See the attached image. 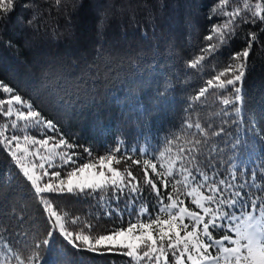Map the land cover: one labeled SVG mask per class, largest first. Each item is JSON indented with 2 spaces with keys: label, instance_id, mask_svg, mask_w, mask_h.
Returning <instances> with one entry per match:
<instances>
[{
  "label": "trees",
  "instance_id": "1",
  "mask_svg": "<svg viewBox=\"0 0 264 264\" xmlns=\"http://www.w3.org/2000/svg\"><path fill=\"white\" fill-rule=\"evenodd\" d=\"M13 2L12 10L0 12V82L22 98L21 104L13 101L12 110L27 116V106L32 105L45 121L56 124L57 131L36 125V118L25 120L15 113L6 116V101L12 94L4 93L2 88L0 130L5 135L19 136L18 142L27 143L29 147L24 149L28 151L34 144L24 141L26 136L31 141L52 137L48 145H36L37 152L46 159L34 160L51 164L52 171L64 173L76 166L65 167L61 156L71 155L80 164L94 163L95 169L100 157L111 156V166L127 185L118 204L114 197L119 194L111 188L93 195L54 197L62 222L70 231L95 238L141 218L166 219L160 209L171 202L169 196L197 211L186 193L196 181L184 179V169H191L199 180L197 167L210 177L221 175L237 189L244 185L246 204L223 210L259 216V207L264 204V22L241 20L252 18L246 3L252 10L261 4L264 15V0ZM236 9L240 16L230 18L226 14ZM230 19L236 23L229 24ZM253 32L258 39L252 43L246 75L239 85L242 101L225 116L223 93L215 84L208 87L207 80L214 78L233 53L251 43L248 37ZM221 33L225 34L224 40L220 39ZM209 35L212 41L207 39ZM213 43L217 44L216 50L205 52ZM202 54L204 59L200 60ZM194 61H199L195 68L191 67ZM37 82L51 89L46 98L38 96L37 87L32 85ZM205 87L207 91L200 97ZM13 121L17 124L15 130L10 127ZM197 123L208 133L207 140L195 128ZM221 127L225 134L211 135ZM60 139L65 143L56 147ZM196 140L201 141L199 150L191 152ZM68 143L73 145L71 149ZM14 150L24 156L26 164L32 163L30 154ZM87 150H91V156ZM190 154L194 159H189ZM209 160L217 166L215 172L207 166ZM36 169L38 175L43 171ZM103 170L111 175L106 168ZM234 172L236 180L232 181ZM148 180L156 184L159 196ZM131 187L138 189L135 195L128 190ZM200 190L207 195L205 189ZM231 195V190L224 191L226 198ZM251 198L256 199V210L251 207ZM143 207L148 208L149 216L138 215ZM45 215L30 182L7 146L0 144L1 264L7 256L5 241L9 239L22 256L38 255L35 264H137L124 255L86 250L87 245L82 246L85 250L74 249L60 236L52 249H36L35 244L46 238ZM89 224L93 226L91 231ZM159 227L149 229L157 237L158 247ZM167 242H163L165 248ZM143 251V246L138 249L139 254ZM171 258L169 250L167 259ZM149 263L148 258L139 261Z\"/></svg>",
  "mask_w": 264,
  "mask_h": 264
},
{
  "label": "snow or ice",
  "instance_id": "2",
  "mask_svg": "<svg viewBox=\"0 0 264 264\" xmlns=\"http://www.w3.org/2000/svg\"><path fill=\"white\" fill-rule=\"evenodd\" d=\"M13 7V0H0V12H9ZM245 7L252 12V18L249 19L245 16L242 18L241 22L254 24L257 19L264 22V15L261 13V4L257 3L255 5V10H252L251 5L247 3ZM226 14L230 18L241 15L239 9ZM228 23L235 24L236 21L235 19H230ZM213 31L216 30L213 29ZM230 34L229 32L228 35ZM224 38L225 34L221 33L220 39L224 40ZM207 39L212 41L213 36L209 35ZM257 39L258 37L256 34L254 32L251 33L248 37L251 43H247L239 52L233 53L229 62L225 64L222 69L217 71L214 78H209L207 80L208 87L215 84V87L223 93L224 98H222L221 103L225 106L223 111V115L225 116L230 115L233 106L242 101V89L239 85L246 75L252 43H255ZM216 48L217 44L213 43L210 48H206L204 51L214 52ZM199 59L203 60L204 55H200ZM198 63L199 61H194L191 67H197ZM0 88L3 89L4 93L12 94L11 98L6 101L9 107L4 112L6 116L11 117V105L13 101H15L16 104H21L22 98L20 95L14 94L13 89L4 85L2 82H0ZM206 91L207 88H203L199 92V96L204 97ZM0 103L4 102L0 101ZM27 107V116H25L24 112L19 111L18 118H23L25 120H27V118H36L34 120L36 125H43L53 133L57 131L56 124H54L52 120L45 121L39 112L33 110L32 105H28ZM235 111H239V109L236 108ZM28 122L33 123V121ZM228 122L231 123L233 121L229 120ZM5 127H9V125H5ZM10 127L15 130L17 127L16 122L13 121ZM189 127H191V125H189ZM195 128L203 133L207 140L208 133L204 131L199 123L195 125ZM225 131L226 130L221 127L218 131H213L211 135L221 136L225 134ZM0 138H2L0 139V144L7 146V150L16 163V166L20 169L23 176L26 177L27 181L30 182L35 194L40 198L43 211L46 214L45 221L48 226L46 238L35 244L36 249L42 246L52 249L56 243V237L60 236L74 249L85 250L82 246L87 245L86 250L98 252L99 254L111 252L124 255L136 260L137 264L144 258H148L149 261H154V264H160L161 257H164V264H168L167 253L169 250L171 251L175 264H183V258L185 256L190 264H200L202 260L208 261V264H220L221 257L213 256L210 252V249L214 247L224 254L223 259L225 264H264V204L259 207V216L252 213L236 216L232 211L223 210H234L237 204H240L241 207L246 204L244 199L245 194L242 191L244 185H241V188L237 189L234 183H229V181L221 175L210 177L208 173L202 171L199 167L196 168V172L200 177V179L197 180V177L192 175L191 169H184V171L187 172V175L184 177L185 181H187L189 177H191L193 181H196V186L192 187L191 190L187 192V196L191 197V203L195 205L197 209H200L199 212L192 211L188 207L179 206L183 205L184 201L174 200L172 196H169L168 200H170L171 203L167 207L160 209L161 212H166L168 214V218L160 219L159 216H156L155 218H150L146 222H130L127 227H122L108 234L90 238V235L74 234L73 231H70L65 226V223L62 222L63 218L54 197L93 195L96 191L107 192L111 188L114 190L115 194H119L114 197L118 204L120 196L125 194V187H127V185L125 181L120 178V173L111 166L110 161L112 157H100L98 161L99 167L96 171H93V169L96 168V164L94 163L80 164L77 160L73 159L71 155L61 156V159L65 161V167H67L68 164L76 165L72 167L71 170L62 173L61 171H52V165H46L44 162L26 164L24 162V156L18 155L14 150V148L21 149L18 143L20 139L19 136L15 134L5 135V132L0 130ZM27 139L28 137H25V140ZM50 139H52V137L34 139L31 143L43 147L49 144ZM64 143L65 141L60 139L59 143L55 146L59 147ZM200 144V140L194 141L191 152L198 151V146ZM67 147L71 149L73 145L68 143ZM87 151L88 155L91 156V150ZM117 151H120L119 147H117ZM21 152L27 153L28 149H21ZM35 157L38 158L39 161H44L46 159V157L40 155L39 152L35 154ZM189 159H194V156L190 154ZM207 166L211 167L214 172L217 167L212 164L211 160L208 161ZM36 168L43 170L40 175L36 174ZM105 168L108 173H111V176L106 175L103 170ZM153 170L155 171V166H153ZM129 175L131 176V173H129ZM168 175H172L171 170L168 171ZM145 176H147V172H145ZM44 177L48 179L41 185L39 182L43 180ZM231 179L232 181L236 180L235 172L232 173ZM148 183L157 191V196H159V190L156 189V184L153 183L152 180H148ZM200 189H205L207 195L200 191ZM128 190L133 195L138 191L136 187H131ZM225 190H231L232 195L229 198L224 196ZM261 191H264V189H261ZM45 193L48 195H43ZM251 207L253 210L257 209L255 198H251ZM172 209H177V211L172 212ZM201 212L203 215H201ZM108 215H111V210ZM138 215L149 216L148 208H141ZM186 217L191 221V230H189V224L184 223ZM205 217L208 218L205 219ZM72 223H76V220L73 219ZM229 224H234V227L228 228L227 225ZM153 225L160 226L158 229L159 247L157 246V237L153 235L152 231H149V229H152ZM200 225H202V234L206 238L204 241L197 236V228ZM92 227L91 224L87 225L89 231H91ZM217 228H222L226 232L222 239H214L213 237V232ZM181 231L184 232L183 236L181 235ZM230 231L235 232V239L227 234ZM166 239L168 242L165 248L163 242ZM18 242L19 240H17V243ZM225 242L231 246L226 247ZM142 246L144 247V251L142 254H139L138 249ZM5 247L7 248V256L5 257L4 264H10L9 258L14 260L16 264H35V261L39 259L38 255L28 257L22 256L13 246L11 239L5 241ZM193 253L196 254L195 257Z\"/></svg>",
  "mask_w": 264,
  "mask_h": 264
},
{
  "label": "rangeland",
  "instance_id": "3",
  "mask_svg": "<svg viewBox=\"0 0 264 264\" xmlns=\"http://www.w3.org/2000/svg\"><path fill=\"white\" fill-rule=\"evenodd\" d=\"M23 81H24V84H25V79H23ZM23 83H22V85H24ZM33 86H35V87H37L36 88V92L39 94L38 96L39 97H42V98H46L48 95H49V93H51V89H49V88H43V86L42 85H40L38 82L37 83H33L32 84ZM42 98H38V99H40L42 102H44L45 101V99H42ZM13 112L12 113H15L16 114V116L18 117V112L19 111H16V110H12ZM26 137H28V139H27V142L28 143H30L31 142V140H30V136H26ZM24 141H26L25 139H24ZM19 144H20V146H21V149H24V148H28L29 146H28V144L27 143H25V145L24 144H21L20 142H18ZM31 148V150L30 151H28L27 153L28 154H30V159H31V161H32V163H37V162H35L34 160H35V154L37 153V150H36V145H34L33 147H30ZM15 149V148H14ZM21 149H16V150H21ZM81 164H83V163H81ZM97 169H93V171H96ZM36 171V174L38 175V170L36 169L35 170ZM107 176H111V175H109V174H106ZM247 213H245L244 215H246ZM202 215V214H201ZM234 215H236V216H241L242 214H237V213H234ZM187 224V223H186ZM234 226V224H229V225H227V227L228 228H231V227H233ZM156 228V227H155ZM201 229H202V225H200L198 228H197V236L202 240V241H204V240H206V238L203 236V234H202V231H201ZM219 229H221V230H224V229H222V228H219ZM189 230H191V229H189ZM211 230V229H210ZM137 231H139V230H137ZM225 231V230H224ZM218 233V232H217ZM233 232H228L227 234H229V235H231ZM226 234V232H224V234L223 235H225ZM181 235L183 236L184 235V232L183 233H181ZM223 235H219V236H215V234L213 233V237H214V239H222V237H223ZM232 236V238L233 239H235L236 237H233V235H231ZM225 246L226 247H229V246H231V245H229L227 242H225ZM181 247H182V245H181ZM213 250H216L217 251V253H213ZM210 252H211V254L213 255V256H220L221 257V261H220V264H225V261H224V259H223V257H224V254L223 253H221V252H219L215 247L213 248V249H210ZM193 255H194V257L196 256V254L195 253H193ZM162 258V257H161ZM1 264V263H0ZM4 264V263H3ZM149 264H154V262H152V263H149ZM164 264V263H163ZM168 264H169V262H168ZM183 264H190V262L189 261H187V258H186V256L183 258ZM200 264H208V261H200Z\"/></svg>",
  "mask_w": 264,
  "mask_h": 264
}]
</instances>
